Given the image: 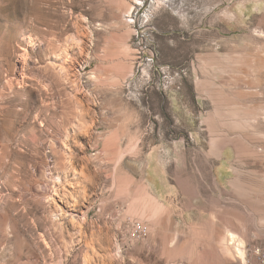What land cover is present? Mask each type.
I'll list each match as a JSON object with an SVG mask.
<instances>
[{
    "label": "rangeland",
    "instance_id": "obj_1",
    "mask_svg": "<svg viewBox=\"0 0 264 264\" xmlns=\"http://www.w3.org/2000/svg\"><path fill=\"white\" fill-rule=\"evenodd\" d=\"M0 264H264V0H0Z\"/></svg>",
    "mask_w": 264,
    "mask_h": 264
},
{
    "label": "bare ground",
    "instance_id": "obj_2",
    "mask_svg": "<svg viewBox=\"0 0 264 264\" xmlns=\"http://www.w3.org/2000/svg\"><path fill=\"white\" fill-rule=\"evenodd\" d=\"M253 5L260 8L263 4L262 1H254ZM245 5H243V3H238L236 5V11L235 12H231L233 15L236 14L238 17H244L245 15ZM254 7V8H256ZM117 79V78H115ZM159 164V163H158ZM160 166V170H162L163 172V167L161 166V164H159ZM157 166H156V171L160 174L159 170H157ZM135 201L137 202L136 207H131L133 209H135V212H137L141 217H140V221H147L151 223V229H155L157 226V221L160 218L161 214L163 213V206L161 204V202L158 200L157 196L153 193H149V192H141L139 194H137V197L135 198ZM132 209V210H133ZM131 211V210H130ZM147 226V225H146ZM148 228V226H147ZM173 243V242H172ZM226 244V242H225ZM227 244L229 246H231V248L233 249V251L242 254L243 253V249H242V242L239 239V237L235 234V232H233L232 230H228L227 231ZM121 246L120 244L117 242L116 245V253L121 255Z\"/></svg>",
    "mask_w": 264,
    "mask_h": 264
},
{
    "label": "built area",
    "instance_id": "obj_3",
    "mask_svg": "<svg viewBox=\"0 0 264 264\" xmlns=\"http://www.w3.org/2000/svg\"><path fill=\"white\" fill-rule=\"evenodd\" d=\"M148 230L145 223L137 222L134 225V236L140 239L148 234Z\"/></svg>",
    "mask_w": 264,
    "mask_h": 264
},
{
    "label": "crops",
    "instance_id": "obj_4",
    "mask_svg": "<svg viewBox=\"0 0 264 264\" xmlns=\"http://www.w3.org/2000/svg\"><path fill=\"white\" fill-rule=\"evenodd\" d=\"M162 206H163L164 209H163V213L161 214V216L166 212V207H165V205H162ZM161 216H160V217H161Z\"/></svg>",
    "mask_w": 264,
    "mask_h": 264
}]
</instances>
